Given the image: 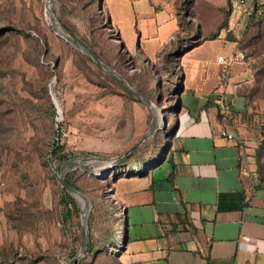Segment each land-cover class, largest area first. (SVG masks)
Instances as JSON below:
<instances>
[{
	"label": "rangeland",
	"instance_id": "374dc122",
	"mask_svg": "<svg viewBox=\"0 0 264 264\" xmlns=\"http://www.w3.org/2000/svg\"><path fill=\"white\" fill-rule=\"evenodd\" d=\"M87 2L0 0V228L4 242L0 253L13 264H69L79 251L81 203L69 193L80 212L74 211L67 222L62 221L63 210L58 205L62 197L58 178L70 163L75 167L65 177L89 201L86 241L98 251L95 258L85 253L78 264H117L115 252L127 233L118 234L122 211L115 191L120 179H108L113 168L110 160L142 138L152 123V113L151 136L131 156H143L151 149L160 154L175 131L182 80L178 62L175 78H168L160 95L145 97L149 108L136 102L88 56L59 38L49 25L46 6L67 35L76 36L118 74L123 73L138 92L135 86L145 90L148 85L147 69L156 68L159 76L163 74L160 50L150 57L142 52L151 54L165 44L164 48H170L169 39L177 29L174 16L162 13L152 18L149 0H104L126 46L127 52H121L99 12L87 7ZM252 3L233 5L232 38L243 33ZM237 18L239 25L235 24ZM240 50L244 63L231 68L246 73L239 83L247 99L240 124L252 132L258 147L264 139V24L255 26ZM56 141L68 158L58 169L55 160L49 159ZM257 163L264 179V150L258 161L254 156L255 174ZM80 166L106 175L93 177ZM166 166L153 169V176L163 174ZM145 181L140 179L139 184Z\"/></svg>",
	"mask_w": 264,
	"mask_h": 264
},
{
	"label": "crops",
	"instance_id": "0c3cea01",
	"mask_svg": "<svg viewBox=\"0 0 264 264\" xmlns=\"http://www.w3.org/2000/svg\"><path fill=\"white\" fill-rule=\"evenodd\" d=\"M178 1L149 0L152 18L164 13L176 19L177 29L168 43L178 32ZM109 20L120 36L110 16ZM235 24H240L238 18ZM232 25L229 17L228 30L217 39L179 51V108L162 163L165 171L123 178L115 191L127 233L117 250L119 264H264V190L256 188V143L252 132L240 124L246 105L239 83L246 73L231 69L243 63L226 67L217 62L219 56L239 52L238 37L233 41L225 37L234 33ZM164 46L142 53L150 57ZM221 96L233 107V123L219 118ZM225 126L242 140L240 145L221 136ZM241 156L247 173L240 172ZM143 178L146 181L139 184Z\"/></svg>",
	"mask_w": 264,
	"mask_h": 264
},
{
	"label": "trees",
	"instance_id": "16d2710c",
	"mask_svg": "<svg viewBox=\"0 0 264 264\" xmlns=\"http://www.w3.org/2000/svg\"><path fill=\"white\" fill-rule=\"evenodd\" d=\"M233 1L234 0H179L177 2L176 15L178 18V23H177L178 32L170 40L171 42L170 48L168 49L163 48L160 50V52H158V61L160 62L159 63L160 66L163 67L160 71L163 74L160 73L159 76L156 68H151L152 70L147 69L149 71L146 74L148 85L145 86V90H142L137 86H135L137 89H139L140 93L144 97L149 98L150 95H153L157 98L162 92V88L169 81L168 78L169 77H171V79L173 77L175 78V75L177 74L176 63L178 62L179 51L181 49L183 48L192 49L194 47L199 46L204 41L215 40L219 37L221 31L228 30V20L233 11ZM87 7H89L90 9L95 8L99 12L102 19L104 20L103 23L104 28L111 33V36L115 37L114 42L118 46L119 50L121 52L123 51L127 52L125 44L121 41L119 34H117L115 29L113 28L111 21L109 20V16L105 11L104 0H98L97 3H95V0H88ZM248 16L249 17L247 19L243 33L241 34L240 38H238V40L236 41L234 40L236 42V48L240 52H242L240 50L241 47L248 42L251 32L254 31L255 26H257L258 24H264V0L262 3H257L256 0H253L251 11ZM193 20H196V22L193 23L194 22ZM183 35H187V36L183 37ZM73 37L76 38V36L74 35ZM225 37L226 39L233 41L232 32L226 34ZM77 40L81 42L93 54H95L97 57L103 60L98 53H96L85 43L80 41V39ZM95 65L100 68V66H98L97 64ZM109 66L113 68L111 65ZM167 73H169V75H167ZM120 76H122L124 80H127L130 83L129 78H127L123 73H121ZM173 82L176 81L174 80ZM241 90L242 89H240L239 92L243 97L245 101V105L247 107L246 95L243 94ZM124 91L128 95L133 97V95L125 88ZM135 101L138 102V100ZM231 109L233 111L232 106ZM230 123L231 121H228V124ZM58 144H59L58 141L53 142V144L51 145V149L49 151V159L50 161L55 160L56 169L60 168V166L63 163L68 161L67 155L63 152L62 146L60 147L58 146ZM154 150L155 149H151L150 151L145 152L143 156L128 157L124 162L119 163L118 165L114 166L111 170H109L108 179L109 178L112 179L117 176V178L121 180L123 178H135V177H142L147 175L149 172L159 167L163 163L168 152V147H164L162 149L163 152H161L160 154H156ZM255 150L256 153L254 156H256L258 161L264 150V139L258 145V147L255 148ZM256 165H257L256 175L259 182L258 186L256 185V188L258 189H260L259 187L264 188V179L262 178V175L260 173V166L258 163ZM93 177L96 176L93 175ZM65 182L67 184L74 186L79 190V188L76 185H74L67 177H65ZM61 192H62V197L60 198L58 205L62 207L63 210L62 221L67 222L71 219V216L74 213V211L80 212V210L76 202L73 200V198L69 196V193L65 191L63 187L61 188ZM121 211L123 212V210ZM7 221L9 220L7 219ZM118 224L121 227V230L120 232H118V234L123 236L124 234V229H122L123 216H121L118 219L117 225ZM188 229L191 231L192 234L196 235L195 231L191 227H189ZM121 243L122 241L120 240V245ZM115 245H117V243H115ZM3 246H4V242L2 243L1 247ZM117 249L119 250L120 246H118ZM85 253L87 254V256L95 258L98 251H94L93 245L88 241H86ZM115 253L117 254V251ZM116 254H115V261L117 264H119ZM4 255H5L4 252L0 253V264H13L12 261H10L11 259H8V257ZM75 256H73L71 259H73ZM204 257L206 258V260H208L209 246H207L205 250ZM19 259L20 258H18V260ZM78 263L79 261L77 262V264Z\"/></svg>",
	"mask_w": 264,
	"mask_h": 264
},
{
	"label": "water",
	"instance_id": "95a60500",
	"mask_svg": "<svg viewBox=\"0 0 264 264\" xmlns=\"http://www.w3.org/2000/svg\"><path fill=\"white\" fill-rule=\"evenodd\" d=\"M51 0H47V4ZM47 11V17L49 21V25L54 30L55 34L65 40L69 45L73 46L74 48L80 50L82 53H84L86 56H88L95 64L100 66L103 70H105L108 74H110L114 79H116L126 90H128L137 100H139L141 103L145 104L150 108L149 101L146 99L140 92L136 91L134 88H132L123 78L120 76L113 68H111L107 63H105L103 60H101L99 57H97L95 54H93L90 50H88L81 42H79L77 39L67 35L56 23V21L53 18V12L49 8V6H46ZM152 123L148 129V131L142 136V138L127 152L122 154L121 156L110 160V167H114L118 165L119 163L123 162L125 159H127L129 156H131L140 146L141 144L149 137L151 136V132L154 128V113ZM75 167V163H70L64 167V169L60 172L59 175V182L61 183L62 187L67 191L68 193H71L80 203H81V244L80 249L77 253V255L69 261V264H77V262L83 258L85 254V247H86V221L87 216L89 213V201L87 197L80 192L77 188L74 186L67 184L65 182V174L68 171L73 170ZM80 168L88 172L90 174H95V171H90L84 166H80ZM125 231V229H124ZM125 243V240L122 241V244Z\"/></svg>",
	"mask_w": 264,
	"mask_h": 264
},
{
	"label": "built area",
	"instance_id": "2783aa9c",
	"mask_svg": "<svg viewBox=\"0 0 264 264\" xmlns=\"http://www.w3.org/2000/svg\"><path fill=\"white\" fill-rule=\"evenodd\" d=\"M249 0H237L238 5H245ZM257 3H262L263 0H256ZM244 59L245 56L242 52H236L231 56L228 57H223V56H219L217 58V62L219 64H222L226 67L231 66L233 64H242L244 63ZM218 105H219V116L221 118V120L223 122H225L226 124L228 123V121H231V123H233V111L231 109V105L229 104V102L227 101V99L225 97H219L218 101H217ZM234 125V124H232ZM220 134L221 136H223L224 138H226L229 141H235L238 145H240L242 143L241 139H237V137L233 134L228 133L227 131V126L225 127H221L220 129ZM240 164H241V168H240V172L241 173H247V169H246V161L245 158H243L241 156V159L239 160ZM123 215V213H122ZM246 241H248V238H246Z\"/></svg>",
	"mask_w": 264,
	"mask_h": 264
},
{
	"label": "bare ground",
	"instance_id": "6f19581e",
	"mask_svg": "<svg viewBox=\"0 0 264 264\" xmlns=\"http://www.w3.org/2000/svg\"><path fill=\"white\" fill-rule=\"evenodd\" d=\"M53 2V1H52ZM50 9H51V7H50ZM46 13V12H45ZM46 15V14H45ZM56 103V102H55ZM94 176L95 175H97V176H100V177H105V172L103 171V172H100V173H95V174H93ZM81 205V204H80Z\"/></svg>",
	"mask_w": 264,
	"mask_h": 264
}]
</instances>
